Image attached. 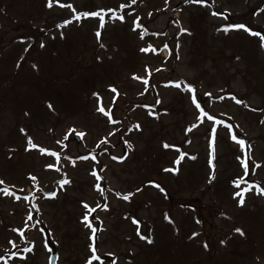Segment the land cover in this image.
<instances>
[{
	"label": "rangeland",
	"instance_id": "374dc122",
	"mask_svg": "<svg viewBox=\"0 0 264 264\" xmlns=\"http://www.w3.org/2000/svg\"><path fill=\"white\" fill-rule=\"evenodd\" d=\"M262 41L264 0H0V264H264Z\"/></svg>",
	"mask_w": 264,
	"mask_h": 264
},
{
	"label": "snow or ice",
	"instance_id": "6c2138e0",
	"mask_svg": "<svg viewBox=\"0 0 264 264\" xmlns=\"http://www.w3.org/2000/svg\"><path fill=\"white\" fill-rule=\"evenodd\" d=\"M47 2H48V6L51 7L52 4H53V2L60 3L61 0H47ZM133 2H135V0H133ZM195 2H196V3H200V4H204V3H207V0H195ZM68 6H69V7H72L71 5H68ZM73 11L75 12V9H74V8H73ZM103 13H104V9H100L99 11L84 12L82 15L85 16V17H88V16H92V17H101V24H103ZM112 14H113V15H116V12L113 11ZM80 15H81L80 13H77V18H79ZM119 19L123 20V19H124V16H123V15H120V16H119ZM67 23H69L68 20L63 21V24H67ZM230 28H247V26H246V25H243V24H227V25L224 26L225 31H227V30L230 29ZM247 30H248L249 32L252 31V29H250V28H247ZM181 31H188V30H187V29H181ZM257 35H259V33H257ZM97 36L99 37V31H97ZM262 43H264V41H262ZM41 46H43V44H41ZM142 50H143V51H147V48L142 49ZM133 75L135 76L136 79H145L144 77L137 76L136 74H133ZM176 83H178V82H176ZM109 87L112 88L113 91H115L114 86L109 85ZM187 87H188V89L192 90V92H193L192 97H191L193 103L196 104V107L200 109V112H201L203 115H207V113L204 112V109L200 107V104H199V102H198L197 99H196L195 90L193 89L192 85L189 84V85H187ZM94 95H97V96H98L99 94H98V93H94ZM208 95H211V94L209 93ZM229 95H231V94H229ZM233 98H235V97H233ZM49 107H51V104H50V103H49ZM100 111H104V108L101 107V108H100ZM212 119L214 120L215 117H212ZM219 123H223V121H220ZM136 127L139 128L140 125L137 124ZM214 132H215V129H213V133H214ZM231 138H232L233 140H236V139H237L236 135H233ZM239 143H240L241 147H243L244 144H245V141L241 139V140L239 141ZM28 146H29V147H35V145H33V143H32L31 137L28 138ZM165 146L167 147L168 145L165 144ZM248 147L250 148L251 145H248ZM44 151H48V150H47V149H44ZM121 158H122V157H121ZM178 162H179V161L177 160V163H178ZM46 167H53V165H46ZM245 169H247V162H246V161H245ZM175 170H176V169H173V171H175ZM2 183H3V181L0 180V184H2ZM233 183H236V181H234ZM157 186H158V185H157ZM96 187L99 188L100 185L97 184ZM258 187H259V186H258ZM259 191H260L261 193H264V188H259ZM9 194H11V193H9ZM46 195H47V196H55L56 193H55V192H48V193H46ZM234 195H236V196L238 197V203L241 204V205H243V203H244V198H243V196L241 195V193H240V192H236V193H234ZM105 207H107V205H105ZM166 218L170 219L169 217H166ZM83 219H84V220H88V214H87V213L83 216ZM97 219H98V218H97ZM93 230H94V229H93ZM234 231L240 233L241 235L244 234V233H243V230H242L241 228H239V227L235 228ZM192 235L195 236L196 233L194 232ZM144 238L147 239L149 242H151V237H144ZM222 243H223V241H222ZM205 247H207L206 244H205ZM95 252H96V249L93 248V249H92L93 256L95 257L96 260H99L100 257H99V256H95ZM88 264H91V261H88Z\"/></svg>",
	"mask_w": 264,
	"mask_h": 264
},
{
	"label": "water",
	"instance_id": "95a60500",
	"mask_svg": "<svg viewBox=\"0 0 264 264\" xmlns=\"http://www.w3.org/2000/svg\"><path fill=\"white\" fill-rule=\"evenodd\" d=\"M183 1V0H182ZM56 253H52L49 257V261H48V264H56Z\"/></svg>",
	"mask_w": 264,
	"mask_h": 264
},
{
	"label": "trees",
	"instance_id": "16d2710c",
	"mask_svg": "<svg viewBox=\"0 0 264 264\" xmlns=\"http://www.w3.org/2000/svg\"><path fill=\"white\" fill-rule=\"evenodd\" d=\"M207 252H208L207 254H209L211 251L208 249ZM212 257H213V258H216V255L213 253V254H212Z\"/></svg>",
	"mask_w": 264,
	"mask_h": 264
}]
</instances>
